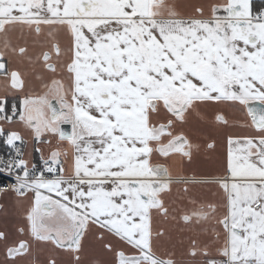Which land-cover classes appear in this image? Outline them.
I'll list each match as a JSON object with an SVG mask.
<instances>
[{"label":"snow or ice","instance_id":"6c2138e0","mask_svg":"<svg viewBox=\"0 0 264 264\" xmlns=\"http://www.w3.org/2000/svg\"><path fill=\"white\" fill-rule=\"evenodd\" d=\"M0 142V264H264V7L0 0ZM221 144L220 175H173Z\"/></svg>","mask_w":264,"mask_h":264},{"label":"crops","instance_id":"0c3cea01","mask_svg":"<svg viewBox=\"0 0 264 264\" xmlns=\"http://www.w3.org/2000/svg\"><path fill=\"white\" fill-rule=\"evenodd\" d=\"M263 2V3H261ZM254 3L257 7H264V0H254ZM261 3V4H260ZM234 131L242 132L243 130L240 128L234 129ZM223 137V133H221V138ZM5 148H7L5 146ZM28 151H32L31 147H29ZM226 152V144H221V146L217 149V151H202L198 156L194 157L193 162L186 165L185 168H177L176 161H172L169 163V167L173 172V175H179L183 177H190L192 175L203 176V177H212L216 175H220V166L224 159V154ZM33 160L35 162L39 161V153L33 151ZM163 162V161H161ZM181 186H174L173 192L171 193V200L179 202V197L182 195L180 192ZM199 192L205 194L207 198H214V194H216L217 189L213 185H206L203 188L197 189ZM0 204H6L5 209H0V229H3L5 226L10 230L15 232L17 226H21L24 222V213L23 208L16 206L13 198H6L0 196ZM171 232L172 240L170 242L165 243L166 248H171L175 245V250L177 253L178 259H183L185 261H189L192 258L186 255H181L183 249L186 247V243L184 245L180 244L181 240H185L189 232L183 231L180 229L185 226L182 223L168 222L165 225ZM103 259L102 257L91 255L89 259ZM0 260H3V248L0 247Z\"/></svg>","mask_w":264,"mask_h":264},{"label":"built area","instance_id":"2783aa9c","mask_svg":"<svg viewBox=\"0 0 264 264\" xmlns=\"http://www.w3.org/2000/svg\"><path fill=\"white\" fill-rule=\"evenodd\" d=\"M8 151L9 150L5 148V145L2 142H0V156H6Z\"/></svg>","mask_w":264,"mask_h":264},{"label":"trees","instance_id":"16d2710c","mask_svg":"<svg viewBox=\"0 0 264 264\" xmlns=\"http://www.w3.org/2000/svg\"><path fill=\"white\" fill-rule=\"evenodd\" d=\"M261 3H263V2H261ZM261 3H260V4H261Z\"/></svg>","mask_w":264,"mask_h":264}]
</instances>
